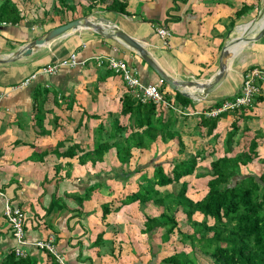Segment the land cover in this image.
Returning a JSON list of instances; mask_svg holds the SVG:
<instances>
[{"label": "crops", "instance_id": "crops-1", "mask_svg": "<svg viewBox=\"0 0 264 264\" xmlns=\"http://www.w3.org/2000/svg\"><path fill=\"white\" fill-rule=\"evenodd\" d=\"M12 1L21 19L14 25L0 23V57L59 24L48 23L57 0H52L51 8L45 7L46 0ZM65 1L79 13L64 19L87 15L107 18L142 42L159 66L179 80L210 78L217 70L223 45L238 36L242 32L239 26L255 18L264 4V0H126L128 13L123 14L104 10L100 4L90 7L88 0ZM161 24L168 31L165 41L155 32ZM232 46L235 54L214 91L202 99H191L188 106L173 104L182 110L174 112L178 114L174 129L182 146L172 139H157L147 149L133 148L126 162L120 161L114 146L100 160L93 161L88 153L99 136H109L112 141L113 133L118 137L130 132V127L121 134L113 128L116 121L122 126L129 123V115L120 110L123 96L132 92L122 75L106 65V57L125 61L142 84H162L136 52L114 39L80 29L27 56L0 64V264L14 246L3 214L6 202L24 212L25 250L31 264H58L49 252L33 245L50 232L66 264H168L163 261L165 257L179 250L193 255L194 264H212V258L199 250L193 254L188 242L173 244L171 237L186 232L188 225L184 231V224L180 231L174 230L167 240L163 239L165 226H146L147 216L160 220L161 205L135 200L113 207L137 190L143 172L150 175L152 165L161 164L166 172L176 161L196 152L202 155L198 149L187 150L185 137L205 139L211 149L205 152L210 158L205 162L209 168V162L222 153L225 132L233 121L239 128L235 145L243 143L247 149L251 138L257 142L258 157L244 167L264 171V81H258V92L249 105L216 116L206 114L237 93L248 70L264 66V34L258 40ZM71 53L75 54V65L61 66L53 75L40 71L46 64L66 60ZM166 87L173 98V89ZM201 103H205L204 109ZM203 110L205 119L219 116L210 134L206 125L198 123ZM155 111L162 116L173 113L162 106ZM199 155L194 171L179 180L180 186L183 181L187 183L184 178L196 175ZM205 177L208 180L210 176ZM179 182L159 189L174 193L170 188ZM205 192L206 183L203 194L195 199L187 183L185 194L189 198L201 199ZM103 204H109L110 209L104 214ZM183 215L176 211L178 219ZM193 216L199 218L198 214Z\"/></svg>", "mask_w": 264, "mask_h": 264}, {"label": "trees", "instance_id": "trees-1", "mask_svg": "<svg viewBox=\"0 0 264 264\" xmlns=\"http://www.w3.org/2000/svg\"><path fill=\"white\" fill-rule=\"evenodd\" d=\"M61 13L74 12V5H68L65 0H57ZM89 5H103V9L112 12L126 14V0H88ZM21 17L19 9L12 0H2L0 3V23L17 24ZM64 19L59 24L67 22ZM72 20V19H70ZM69 21V20H68ZM57 24V25H59ZM56 25V26H57ZM162 25V24H161ZM173 98L166 96L172 104L188 106L192 100L180 92L173 90ZM172 99V100H170ZM221 103H215L219 106ZM120 112L129 115V123L123 125L118 121L113 128L119 133L125 132L130 127L127 136L115 137L109 141V136H99L89 156L100 160L105 151L114 146L116 155L121 162H126L133 148L147 149L157 139L163 142L169 139L182 141L174 129V123L178 114L170 113L162 116L156 115L155 104L142 103L127 92L122 98ZM219 116L205 119V114L199 116L198 123L207 126V133H212L217 125ZM102 127V125H101ZM238 126L231 122V129L225 132L222 153L209 162V178L206 182V192L201 199L193 200L186 196L187 183L183 181L176 193L160 190L164 187L191 174L196 167L197 152L187 156L184 160L176 161L168 171H164L161 164L152 165L151 174H142V182L138 183L137 190L121 200L113 209L120 205L135 200L151 201L163 208L160 220L154 217H146L148 228L165 226L163 239L167 240L174 231H180L182 225H188L189 229L182 234L181 241L188 242L191 251L195 249L212 258V264H264V171L254 172L247 168L242 172V166H246L254 158L257 142L250 139L247 149L243 143L235 145ZM111 142V143H109ZM71 155V153L69 152ZM150 165V164H148ZM205 175V174H203ZM89 176V175H88ZM112 208V207H110ZM103 214L109 211V204L102 205ZM177 212L184 215L181 219ZM198 214L199 218L193 215ZM168 264H194L193 255L179 250L169 254L163 260ZM3 264H31L25 257H16L12 251L4 258Z\"/></svg>", "mask_w": 264, "mask_h": 264}, {"label": "water", "instance_id": "water-1", "mask_svg": "<svg viewBox=\"0 0 264 264\" xmlns=\"http://www.w3.org/2000/svg\"><path fill=\"white\" fill-rule=\"evenodd\" d=\"M263 19L262 25L253 33H250L255 23ZM242 32L229 39L222 47L218 55L217 70L202 84H198L195 80H176L171 78L157 63L145 45L139 40L131 37L129 34L120 29L112 21L107 18L82 16L74 18L65 23L54 26L20 45L8 55L0 57V64L8 63L29 55L31 52L39 49L41 46L48 44L52 40L64 36L69 32L80 29L91 30L99 36L106 39H114L124 46L136 52V54L149 66L153 72L165 82L171 89L180 92L182 95L190 99H202L210 92L214 91L224 80L228 63L225 50L228 46L243 42L258 40L264 34V4L257 16L244 24ZM184 86L197 87V91L192 93L184 89Z\"/></svg>", "mask_w": 264, "mask_h": 264}, {"label": "built area", "instance_id": "built-area-1", "mask_svg": "<svg viewBox=\"0 0 264 264\" xmlns=\"http://www.w3.org/2000/svg\"><path fill=\"white\" fill-rule=\"evenodd\" d=\"M155 32L165 41L168 35V31L165 26H157L155 28ZM98 60L100 63L104 62L101 57H98ZM105 62L110 69L122 75L126 86L131 89L132 95L139 102H152L155 104V107L162 106L164 108L171 109L173 112L177 111L179 113H182L181 108L174 107L173 104L164 99L161 91L159 90L160 85L158 83L142 84L135 75L137 72L135 70H130L127 67L125 61L115 59L113 57H106ZM76 63L77 62L75 59V54L71 53L66 58V60L64 59L52 64H46L40 69V71L49 75H53L58 71L59 67L66 65L73 66ZM27 80L28 78L25 81ZM258 81H264V66H255L248 70L243 76L241 85L237 93L232 97L223 99L218 108H213L206 114L209 116H216L222 111L237 110L241 107L249 105L253 97L258 92ZM159 82L162 83L161 80H159ZM201 113L205 114V110L201 111ZM3 214L9 227L11 228L12 236L14 239V246L12 247L11 251L16 257H25V246L27 245V241L25 239L24 230V212L20 207L9 205L6 202ZM33 245L40 250L49 252L56 259L58 264H66L64 256L55 248V235L52 232L48 233L46 238L34 242Z\"/></svg>", "mask_w": 264, "mask_h": 264}, {"label": "rangeland", "instance_id": "rangeland-1", "mask_svg": "<svg viewBox=\"0 0 264 264\" xmlns=\"http://www.w3.org/2000/svg\"><path fill=\"white\" fill-rule=\"evenodd\" d=\"M69 1H71V0H69ZM51 6H52V0H46L45 7L46 8H48V7L51 8ZM78 10H79V8H78ZM77 13H79V12H71V13H69V12H67V10H66V13H61V11H59V8H58V5H57L56 11L54 12V14L50 18V20H48L49 26L54 24V23H56V22H59L60 20H63V18H65V16H69V17L77 16ZM102 13H104V12H100L99 14H102ZM56 16H59L58 17L59 19L54 18ZM101 18H104V17H101ZM40 24L43 26L45 24V22H41ZM176 80H179V79H176ZM184 80H186V79H184ZM189 80H192V79H189ZM162 84L160 85L161 86L160 90H161V93H162L163 97H166V96H168L169 90L167 89V87H166L167 84L165 82H163ZM201 105L203 106L202 109H204L205 108L204 107L205 103L204 104L201 103ZM194 132H196V130H194ZM184 143H185V146H186L188 151H194V149H196V150L198 149L199 150L198 152H201V154H202V155H199V157L197 159L199 161V164H198L199 168H197L195 170L196 175L194 174V175H191V176H189L187 178H184V180H187V183H188V191L190 192L189 194L193 198L196 199V198H199V196H201L203 194V187L205 186V183H206V180H207V177H208V175H207V177H205V175H203V174H207L208 173V169H209L208 166H207V163H205V162H207V160L210 159V158L208 159L207 157H205L206 156L205 152L206 153L210 152L211 149H210L209 145L207 143H205V139H202V140L199 141L198 138L185 137L184 138ZM180 158H182V155L180 156ZM205 158H206V160H205ZM166 161L169 162V160H166ZM168 162H164L163 164L166 165V167H167L169 165ZM245 168L246 167L242 168V172L243 173H245L247 171V170H245ZM252 169H254V168L252 167ZM168 170L169 169H166V171H168ZM255 170H257V169H255ZM259 172H260V170H259ZM179 186H180V182L178 184H176V185H173L170 189L172 191H174V193H176L178 191V189H179ZM186 229H187V226L185 225V226H183L182 231H184ZM178 237H182V234L181 235H180V233L179 234H175V235H173V237H171V239H172L173 244H176V245L180 246L181 245V240H179ZM186 244H187V242H186ZM205 264H207V263H205Z\"/></svg>", "mask_w": 264, "mask_h": 264}, {"label": "bare ground", "instance_id": "bare-ground-1", "mask_svg": "<svg viewBox=\"0 0 264 264\" xmlns=\"http://www.w3.org/2000/svg\"><path fill=\"white\" fill-rule=\"evenodd\" d=\"M263 23V19L258 21L257 23H255L253 29L251 30L250 33L255 32ZM243 26V25H242ZM239 26L240 30H243V27ZM235 54V48L233 46H228L226 48V57H227V63H229V61L233 58ZM198 84H202L204 82H206V80H195ZM184 89H186L188 92H196L197 91V87H190V86H184Z\"/></svg>", "mask_w": 264, "mask_h": 264}, {"label": "clouds", "instance_id": "clouds-1", "mask_svg": "<svg viewBox=\"0 0 264 264\" xmlns=\"http://www.w3.org/2000/svg\"><path fill=\"white\" fill-rule=\"evenodd\" d=\"M159 80H161L160 78H159ZM162 81V80H161ZM162 83H163V81H162ZM160 90V89H159ZM162 94V93H161ZM163 96V95H162ZM155 110H156V107H155ZM174 113V112H173Z\"/></svg>", "mask_w": 264, "mask_h": 264}]
</instances>
